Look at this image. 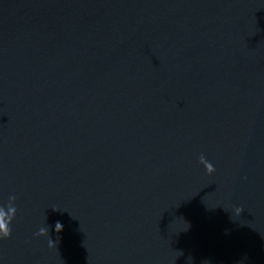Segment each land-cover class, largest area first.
Instances as JSON below:
<instances>
[{
  "label": "water",
  "instance_id": "95a60500",
  "mask_svg": "<svg viewBox=\"0 0 264 264\" xmlns=\"http://www.w3.org/2000/svg\"><path fill=\"white\" fill-rule=\"evenodd\" d=\"M12 196L0 264H264V0H0Z\"/></svg>",
  "mask_w": 264,
  "mask_h": 264
},
{
  "label": "clouds",
  "instance_id": "9594fccd",
  "mask_svg": "<svg viewBox=\"0 0 264 264\" xmlns=\"http://www.w3.org/2000/svg\"><path fill=\"white\" fill-rule=\"evenodd\" d=\"M199 162L201 164H203L207 174H212L215 171L213 165L211 163H209L204 158L203 155L200 157ZM14 200H15L14 196L9 197L10 203H9L8 208H7V212H5L3 208H0V239H7L11 235V228L9 227V225H10V223H11V221L14 218L15 213H16V208L11 203ZM238 211L240 212L241 209H239ZM5 216L7 217V219L4 218ZM55 230L57 232L62 230L61 223H59V222L56 223ZM46 234H48V230L46 228H43V227L40 228L39 231L36 233L37 236H44ZM49 244L50 245L52 244L51 241L49 242Z\"/></svg>",
  "mask_w": 264,
  "mask_h": 264
}]
</instances>
